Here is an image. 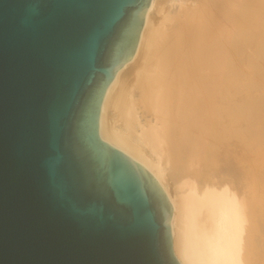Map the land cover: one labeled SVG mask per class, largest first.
<instances>
[{"label":"water","instance_id":"1","mask_svg":"<svg viewBox=\"0 0 264 264\" xmlns=\"http://www.w3.org/2000/svg\"><path fill=\"white\" fill-rule=\"evenodd\" d=\"M151 0H0V264H181L171 205L99 133Z\"/></svg>","mask_w":264,"mask_h":264},{"label":"bare ground","instance_id":"2","mask_svg":"<svg viewBox=\"0 0 264 264\" xmlns=\"http://www.w3.org/2000/svg\"><path fill=\"white\" fill-rule=\"evenodd\" d=\"M99 133L159 182L181 264H264V0H151Z\"/></svg>","mask_w":264,"mask_h":264},{"label":"rangeland","instance_id":"3","mask_svg":"<svg viewBox=\"0 0 264 264\" xmlns=\"http://www.w3.org/2000/svg\"><path fill=\"white\" fill-rule=\"evenodd\" d=\"M167 4H168V2H167ZM176 5H177V4H176ZM176 5L174 4L173 6H171V7H170V10H174ZM153 15H154V18H155V22L158 23V21L160 20L161 14H159V13H154Z\"/></svg>","mask_w":264,"mask_h":264}]
</instances>
